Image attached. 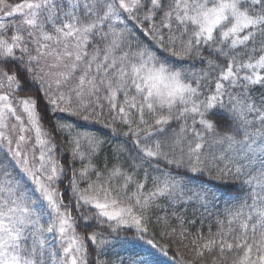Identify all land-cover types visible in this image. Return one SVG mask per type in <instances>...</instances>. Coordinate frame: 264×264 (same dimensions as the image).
<instances>
[{
    "label": "snow or ice",
    "instance_id": "obj_1",
    "mask_svg": "<svg viewBox=\"0 0 264 264\" xmlns=\"http://www.w3.org/2000/svg\"><path fill=\"white\" fill-rule=\"evenodd\" d=\"M0 13V264H264V0Z\"/></svg>",
    "mask_w": 264,
    "mask_h": 264
},
{
    "label": "trees",
    "instance_id": "obj_2",
    "mask_svg": "<svg viewBox=\"0 0 264 264\" xmlns=\"http://www.w3.org/2000/svg\"><path fill=\"white\" fill-rule=\"evenodd\" d=\"M186 63L190 64V63H193V62L192 61H189V62H186ZM196 65H197V69H198L199 68V63L196 62ZM178 126H179V122L173 121L172 127L178 128ZM92 127H94L95 129H100L102 133H108L107 135L102 136V138L103 139H106L108 141V143H106L104 145V147L102 148L101 153L96 158V162H97L98 167L101 170H103V167H104V164L105 163H107L108 166H109V168H110L113 163H116V160L111 157V153L113 152V150L116 147V145L119 144L120 141L125 140L126 138L112 136L111 133L109 132V130L102 128V125H95V126H92ZM126 147L128 149H131L132 148L131 143H128L126 145ZM124 155H127V153H125ZM106 158H108V159L106 160ZM120 162L121 163L124 162L123 157H121ZM75 167H77V168L80 167L79 162L76 163ZM106 174L107 173H105V175ZM141 175H142V173H141ZM93 179H95L94 176H93ZM67 184H68V181L65 180L63 182L62 187H61V189L63 191L67 187ZM181 211H183V208L182 207H181ZM190 214H191V211H189V215ZM213 230H215V228ZM156 238L159 240V242L161 244H164V245H166L168 247V257L167 258L166 257L164 258L163 256L162 257L158 256L156 258L158 260L159 264H176V261L179 260L181 257H183L185 260H189V259L192 258L191 255H190V252H189V249L188 248H185L183 246H180V245H178L175 242H169L167 240V238L160 239L159 236H157ZM185 243H187V242H185ZM116 250L118 251L119 249H116Z\"/></svg>",
    "mask_w": 264,
    "mask_h": 264
},
{
    "label": "rangeland",
    "instance_id": "obj_3",
    "mask_svg": "<svg viewBox=\"0 0 264 264\" xmlns=\"http://www.w3.org/2000/svg\"><path fill=\"white\" fill-rule=\"evenodd\" d=\"M6 2L8 3V4H12V5H14V4H16V3H18V2H20V0H6ZM0 15H2V13H0ZM18 18V17H17ZM61 191H63L62 189H61ZM160 257H162V256H160ZM164 257V256H163ZM165 258V257H164ZM168 260V259H167ZM169 261V260H168ZM170 262V261H169Z\"/></svg>",
    "mask_w": 264,
    "mask_h": 264
}]
</instances>
